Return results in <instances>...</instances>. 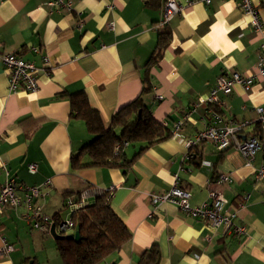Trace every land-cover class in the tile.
<instances>
[{
	"label": "crops",
	"instance_id": "1",
	"mask_svg": "<svg viewBox=\"0 0 264 264\" xmlns=\"http://www.w3.org/2000/svg\"><path fill=\"white\" fill-rule=\"evenodd\" d=\"M47 1L0 0V52L15 53L43 70L37 92L10 93L0 64V185L6 179L28 187L48 180L41 212L60 219L66 216L65 200L76 199L88 186L109 190V205L130 239L100 264H147L153 244L158 254L150 264H264V184L254 178L264 166V153L246 164L233 149L202 143L192 150L197 158L183 160L190 152L184 142L203 127L208 105L200 100L228 71L252 76L253 82L248 90L237 85L218 93L219 107L209 108L225 119L251 123L246 133L258 132L255 108L264 107V78L257 76L256 65L264 58V0H252L263 24L259 32L251 29L238 0H211L207 6L177 0L183 9L165 27L169 40L151 64L164 0H72L71 11L59 12ZM145 75L150 91L144 105L171 136L137 156L125 173L95 167L70 171L71 156L91 136L81 120L70 118L68 96L85 93L108 128L116 112L141 94ZM178 121L180 130L172 135ZM125 147L129 159L137 150ZM30 164L36 165L34 174L27 170ZM176 172L192 207L207 201L209 181L228 175L231 182L220 187L223 206L237 209L234 223L245 226L246 235L210 228L172 204L160 205L149 217V195L168 190ZM25 214L20 207L0 215V246L2 240L13 246L10 254L0 255V264H63L55 240L31 228Z\"/></svg>",
	"mask_w": 264,
	"mask_h": 264
},
{
	"label": "built area",
	"instance_id": "2",
	"mask_svg": "<svg viewBox=\"0 0 264 264\" xmlns=\"http://www.w3.org/2000/svg\"><path fill=\"white\" fill-rule=\"evenodd\" d=\"M211 0H189L187 4L200 3L208 5ZM46 5L53 11H71L73 8L72 0H48ZM237 7L242 13L249 17L250 27L254 32H259L263 26L257 9L254 7L252 0H238ZM183 9L182 4L177 0H164L163 9L160 19L156 24L157 29L165 28L170 19L180 13ZM112 28V24L109 25ZM264 49V43L261 45ZM33 53H37L36 48L31 49ZM43 64H48V58L43 55L41 57ZM0 64L3 66L8 80V91L10 93L23 92L33 94L37 92V74L43 71L35 65L33 61L25 60L15 53L0 52ZM257 76L264 78V58H259L256 65ZM254 77H246L237 72H226L217 77L214 85L210 88L207 97L200 103L208 105L204 111L205 115L201 118L203 127L192 138L184 142L187 150L201 145L202 143H211L217 150L233 149L237 151L249 164L259 152L264 153V107H256V122L258 127L256 133H246L247 127L251 124L246 120L225 119L219 112L209 108V106L219 107L218 93H230L235 86H241L244 90H248L253 82ZM160 100L161 96H157ZM187 115H185L186 117ZM254 124V123H253ZM182 121L174 123L172 135L180 130ZM126 146V144L124 145ZM191 158L189 152L185 154L183 160ZM29 173L36 172V165L30 164L27 167ZM182 166L178 171H183ZM254 178L264 184V166L260 167L254 173ZM231 179L226 174H219L213 181H209V193L207 201L192 207L189 203L190 193L182 188L179 184L178 172L173 175V182L168 190L162 194L149 195L151 204V213L155 212L160 205L172 204L176 206L185 216L198 219L206 223L210 228L223 227L227 231L237 236H245L246 228L243 225L234 223L237 209L224 208L226 202L220 192V187L229 184ZM50 182L47 180L40 186H20L13 179H6L0 185V215L6 209H18L22 207L26 210L24 219L30 223L31 228L37 229L45 234H49L51 225H54L52 217L41 212V205L39 199L43 196V188L49 186ZM109 192V190H107ZM22 196H20V194ZM94 195V191L86 190L81 193L79 200H72L69 198L64 202V210L70 212L74 208H79L85 201ZM247 199L245 196L244 200ZM264 205V199H263ZM243 203H239L237 208H242ZM55 232L59 235H65L68 231H74L73 224L70 219L60 220L58 226L54 225ZM73 233V232H71ZM13 251V246L2 240L0 246V255L7 256Z\"/></svg>",
	"mask_w": 264,
	"mask_h": 264
},
{
	"label": "trees",
	"instance_id": "3",
	"mask_svg": "<svg viewBox=\"0 0 264 264\" xmlns=\"http://www.w3.org/2000/svg\"><path fill=\"white\" fill-rule=\"evenodd\" d=\"M169 37L167 28L158 31L157 45L147 64L157 61ZM149 91L150 85L145 75L141 94L116 112L108 128H105L99 112L90 106L85 93L79 92L68 96L70 118L81 120L87 134L91 136V140L71 156L70 171L95 167L118 168L125 173L137 156L150 146L171 136L168 127L155 121L144 105L143 97ZM125 144L133 145L137 150L129 159L124 152L127 148ZM198 146L189 150L190 159L197 158L196 153L192 152ZM85 157L86 162L83 161ZM86 190L94 191V195L82 206L66 212L63 219H60L58 214L52 216L56 227L60 220L70 219L74 231L79 232L77 241L65 238L55 240L63 264H100L107 256L120 250L130 239V232L109 205L107 189L88 186L72 200H79L81 193ZM148 253L146 261L144 253L141 255L140 262L145 261L147 264L151 261L156 262L158 254L156 245L153 244Z\"/></svg>",
	"mask_w": 264,
	"mask_h": 264
},
{
	"label": "water",
	"instance_id": "4",
	"mask_svg": "<svg viewBox=\"0 0 264 264\" xmlns=\"http://www.w3.org/2000/svg\"><path fill=\"white\" fill-rule=\"evenodd\" d=\"M49 234L51 235V237H52L54 240H59V239H63V238H65V239H71V240L77 241V240L79 239V232H78L77 230L74 231V232L71 233V234L64 235V237H63V236H61V235H59V234H57V233L55 232L54 225H51L50 230H49ZM29 264H31V263H29Z\"/></svg>",
	"mask_w": 264,
	"mask_h": 264
},
{
	"label": "rangeland",
	"instance_id": "5",
	"mask_svg": "<svg viewBox=\"0 0 264 264\" xmlns=\"http://www.w3.org/2000/svg\"><path fill=\"white\" fill-rule=\"evenodd\" d=\"M71 232H74V231H68L65 235L71 234Z\"/></svg>",
	"mask_w": 264,
	"mask_h": 264
}]
</instances>
